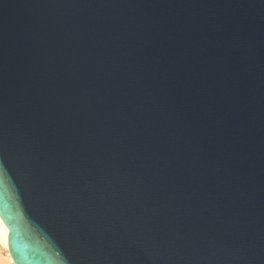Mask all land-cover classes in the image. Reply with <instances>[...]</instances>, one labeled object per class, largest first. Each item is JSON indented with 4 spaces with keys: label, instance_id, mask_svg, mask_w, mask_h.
Masks as SVG:
<instances>
[{
    "label": "water",
    "instance_id": "1",
    "mask_svg": "<svg viewBox=\"0 0 264 264\" xmlns=\"http://www.w3.org/2000/svg\"><path fill=\"white\" fill-rule=\"evenodd\" d=\"M0 217L15 264H264V0H0Z\"/></svg>",
    "mask_w": 264,
    "mask_h": 264
},
{
    "label": "bare ground",
    "instance_id": "2",
    "mask_svg": "<svg viewBox=\"0 0 264 264\" xmlns=\"http://www.w3.org/2000/svg\"><path fill=\"white\" fill-rule=\"evenodd\" d=\"M0 246L6 248L8 252L7 257H4L0 254V264H3V261H5L7 264H15L8 250V228L4 224L1 217H0Z\"/></svg>",
    "mask_w": 264,
    "mask_h": 264
},
{
    "label": "rangeland",
    "instance_id": "3",
    "mask_svg": "<svg viewBox=\"0 0 264 264\" xmlns=\"http://www.w3.org/2000/svg\"><path fill=\"white\" fill-rule=\"evenodd\" d=\"M0 254L4 257H7V255H8L7 249L0 246ZM3 264H7V263L5 261H3Z\"/></svg>",
    "mask_w": 264,
    "mask_h": 264
}]
</instances>
